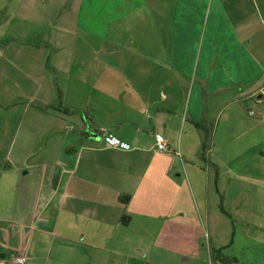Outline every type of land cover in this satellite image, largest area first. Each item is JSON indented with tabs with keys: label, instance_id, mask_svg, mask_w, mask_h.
Segmentation results:
<instances>
[{
	"label": "crops",
	"instance_id": "0c3cea01",
	"mask_svg": "<svg viewBox=\"0 0 264 264\" xmlns=\"http://www.w3.org/2000/svg\"><path fill=\"white\" fill-rule=\"evenodd\" d=\"M67 1L0 4V264L21 254L26 264H162L158 249L188 262L205 253L206 228L207 253L223 264L213 210L234 220L250 197L264 201V4H252L257 17L234 4V47H202L186 67L174 51L163 80L143 59L155 64V51L131 36L141 22L149 34L166 24L137 16L147 0L127 13V4ZM162 80L171 94L158 99ZM237 239L235 230L231 254Z\"/></svg>",
	"mask_w": 264,
	"mask_h": 264
},
{
	"label": "rangeland",
	"instance_id": "374dc122",
	"mask_svg": "<svg viewBox=\"0 0 264 264\" xmlns=\"http://www.w3.org/2000/svg\"><path fill=\"white\" fill-rule=\"evenodd\" d=\"M20 1L21 0H0V4H19ZM147 1L148 3L142 6V10H140L139 15L137 16L141 19L151 18L160 20L161 18H166V24L165 22H157L155 26L156 28L152 27V31H156L153 34H149L147 31L148 25L141 22L140 25L133 26L131 36L136 40L140 47L143 46L142 48H139L141 51L144 48L150 50L151 53L153 50L155 51V55L153 56L155 64H152V56L150 53L143 54V56H145L143 59L145 60L144 62L146 65L151 67V71L148 73L150 77L153 79L154 77H158V79H162L163 77V80L164 76L161 75L165 72L164 68H167L172 64V58L170 59L169 54L174 51L178 54L177 66L186 67L194 63V56L195 54L198 56L196 52L201 50L202 47L203 55L207 49L220 48L221 50H228L234 47V41L230 39L231 34L227 24L228 19L232 16L234 4L241 12V15L246 17H250L253 14L257 17V14L252 10V4H264V0ZM85 2H87V0ZM66 4H71V1H67ZM101 4H123V6L127 4L125 8L127 13L135 2L134 0H101ZM148 23L150 24V22ZM127 26L128 25H125V27ZM169 29H172V33ZM146 40H149L148 43L145 42ZM147 60L149 61V64L147 63ZM107 75L112 78L114 72L109 70ZM113 79L114 78H112V80ZM148 79L149 78L147 77V80ZM163 80L156 87V97L158 99L163 97L164 94H171V90L165 87ZM181 87L180 84L177 89L178 92H174L172 95L178 100L179 104L186 100L188 95L183 89H181ZM180 114L181 116L183 115L181 111ZM98 158L102 161L109 162H114L116 160L113 155L105 153L98 155ZM235 188L236 191L232 193L231 198L239 195V187L235 186ZM254 193H256V189H253L252 194ZM229 204L230 202L228 199L226 205L229 206ZM245 207L250 210L246 216H242L240 211H234L232 214L234 215V220L230 217L226 218L224 215H221L222 213L218 209L213 210V220L216 226V232L212 233L216 247L214 249L218 252L222 249L224 256L228 255L229 253L227 250L230 252L228 247L232 245L233 234L236 230L238 239L236 241L235 254L234 252L233 254L230 252V255H236L238 264H264V249L255 242L251 243L245 236V234H252L264 240V201L250 197L249 202L245 203ZM225 220H228L227 222L229 223H226ZM246 221L253 223V225H245L244 223ZM206 233L209 235L207 228L202 237V244L205 247V253L202 256L184 262L182 256L158 249L153 253L154 261H158V263L161 262L162 264H220L217 261L210 259V256L207 253L206 248L209 240L205 238ZM249 243L251 244L246 247ZM242 246H245V248Z\"/></svg>",
	"mask_w": 264,
	"mask_h": 264
},
{
	"label": "built area",
	"instance_id": "2783aa9c",
	"mask_svg": "<svg viewBox=\"0 0 264 264\" xmlns=\"http://www.w3.org/2000/svg\"><path fill=\"white\" fill-rule=\"evenodd\" d=\"M261 107H262V118L264 119V89L260 92V100H259ZM253 114V112L251 113ZM106 141L113 147L123 149V150H130L131 146L129 144H126L122 142L121 140L117 138H113L111 136L105 137ZM157 140V149L160 152L166 153L169 151L168 144L166 140L163 138L162 135L156 136ZM28 257L26 255H17L13 257L14 264H26L28 262Z\"/></svg>",
	"mask_w": 264,
	"mask_h": 264
},
{
	"label": "trees",
	"instance_id": "16d2710c",
	"mask_svg": "<svg viewBox=\"0 0 264 264\" xmlns=\"http://www.w3.org/2000/svg\"><path fill=\"white\" fill-rule=\"evenodd\" d=\"M125 200H123L124 203H127L130 201V196H126L124 198ZM123 224L124 225H127L129 223V218L124 216L123 217V220H122ZM216 257H218V259L221 261V263L223 264H236L233 260H229L227 258H225L223 255H222V252H218L216 254Z\"/></svg>",
	"mask_w": 264,
	"mask_h": 264
}]
</instances>
